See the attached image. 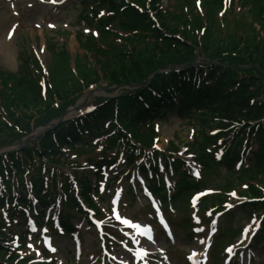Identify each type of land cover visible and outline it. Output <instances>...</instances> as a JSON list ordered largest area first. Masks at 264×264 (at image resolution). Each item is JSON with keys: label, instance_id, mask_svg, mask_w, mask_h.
I'll return each mask as SVG.
<instances>
[{"label": "trees", "instance_id": "trees-1", "mask_svg": "<svg viewBox=\"0 0 264 264\" xmlns=\"http://www.w3.org/2000/svg\"><path fill=\"white\" fill-rule=\"evenodd\" d=\"M195 2L167 0L163 9L161 0H81L79 18L89 30L77 31L75 38L83 58L72 64L64 44H49L44 92L40 64L24 44L16 71L0 68V148L19 144L59 119L85 93L142 85L156 71L168 70L139 89L94 98L93 113L53 125L23 149L0 155V264L18 261L9 251L1 214L6 209L10 225L24 218L15 197L18 204L31 205L28 196H33L41 207L59 199L83 215L67 172L93 207L88 175L99 177L102 167L114 166L120 156L125 170L143 172L142 161L158 136L154 120L166 122L170 115L196 128L187 146L205 174L218 166L225 169L224 181L204 200L205 207L221 210L236 191L245 198L242 209L249 216L264 210V0H232L224 12L223 0H200L198 7ZM167 150L165 173L175 181L177 199L206 188L208 174L203 183L196 182L175 156V143ZM240 158L248 166L235 171ZM81 162L94 172L78 177ZM155 171L150 187L164 198L162 177ZM67 220L62 224L71 228Z\"/></svg>", "mask_w": 264, "mask_h": 264}, {"label": "rangeland", "instance_id": "rangeland-1", "mask_svg": "<svg viewBox=\"0 0 264 264\" xmlns=\"http://www.w3.org/2000/svg\"><path fill=\"white\" fill-rule=\"evenodd\" d=\"M57 1L60 0H53L52 2H49V0H0L1 68L8 71L15 70L17 48L23 40L29 48L37 53L41 61L45 60L46 63L48 62V59L45 58H48L49 54L45 47L48 43L53 42V40L54 42H57L58 45H61L62 43L66 44L72 55H74V53L81 56L83 55V53L78 50L77 44L74 40V28L71 29L72 24L75 23L78 12L76 10H70L69 3H76L77 0H69L68 2L66 1L59 4L56 3ZM60 29H65L72 34L64 33L61 36ZM99 95L104 96V93L102 91H96L91 97ZM190 133V128L187 127L184 122L179 121L175 117H170L168 122L160 128L158 148L164 150L170 141H175V144H186L191 138L189 136ZM224 173L223 168L216 169L209 174L206 173L205 177L208 174L207 177L209 178L207 187L214 188L217 184H221L225 178ZM136 187L138 188V186ZM117 189L126 190L127 184L124 183L123 185H119ZM146 203V200L143 199L140 194H136L135 197L125 196L123 200H120L121 209L118 215L120 218L119 222L123 225H127V229L133 231L135 236L140 238H142V229L146 226L138 223V221L139 219H143L144 221L149 220V217L143 213L147 212L144 208ZM196 203L197 202L190 204L192 206H189L190 208H188L182 200H177L171 203V211L169 210V207H165V210H168L170 222L174 225V228H170L172 235H174V241H170L168 244L163 243L166 238H170L169 236H159L157 241L163 243L164 247H162L163 249H166V252L169 254L172 264H185L184 254L187 252V249H190V246L201 245L200 243H197L198 237H193L196 240H186V235H188L191 230L184 224L185 221H188V219L192 217V215H197V212L199 213L202 211L203 204H200L197 208H193ZM106 206L107 202H105L103 206L101 205L100 208H105ZM239 209L240 208L237 206L232 212L225 215V217L229 215L230 218H223L219 221L220 228L214 235V237L217 238L215 248H218L219 244L223 246L228 244V242H235L238 237L231 238L234 228L244 225L246 230H248V225L242 221L244 215L241 214ZM104 214L106 215L105 212ZM156 228L157 230H161L162 227ZM79 232L83 239L79 246L80 249L74 244L75 240L71 241L68 237L55 238V240H53L51 243L53 248L62 249L63 246L66 247V252H60L54 256L55 261L60 264H76L74 262H69L70 257L73 256L75 259L82 257L81 260L84 264H92L94 257H100L101 252L97 251L98 242L94 239L95 232H93L92 229H87L85 224L80 226ZM41 233L44 232L42 231ZM246 236L248 237L246 239L249 242L248 234ZM239 238H242V235L239 236ZM33 239L34 236H31L29 240L30 246H28L30 250L25 251L24 254L35 252L37 250L35 247H38V244L33 243ZM45 240H49L48 236L45 237ZM130 240L135 248L133 250L138 252L140 256H143L146 253L143 251V249H145L143 247L148 246V241L145 238H142V242H139V240L134 237ZM206 243H203V249L205 248ZM263 244L264 238L260 242H257V246L253 247L251 250L261 254L263 252ZM149 248L153 254L156 255L155 247L150 244ZM245 248H248V246L244 247V249ZM108 249L110 248L108 247ZM120 254L127 259L134 257V261H139V256L137 254L132 256L129 252H123L120 249L113 248V256L115 258L117 257V259H119ZM261 259L262 257L254 259L252 264H260ZM95 264H102V259L99 258Z\"/></svg>", "mask_w": 264, "mask_h": 264}, {"label": "snow or ice", "instance_id": "snow-or-ice-1", "mask_svg": "<svg viewBox=\"0 0 264 264\" xmlns=\"http://www.w3.org/2000/svg\"><path fill=\"white\" fill-rule=\"evenodd\" d=\"M234 195V194H233ZM147 231V230H146ZM245 231H247V230H245Z\"/></svg>", "mask_w": 264, "mask_h": 264}]
</instances>
